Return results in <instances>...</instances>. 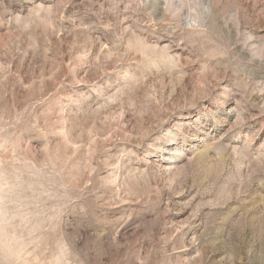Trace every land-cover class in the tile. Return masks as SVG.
Masks as SVG:
<instances>
[{"label": "rangeland", "instance_id": "1", "mask_svg": "<svg viewBox=\"0 0 264 264\" xmlns=\"http://www.w3.org/2000/svg\"><path fill=\"white\" fill-rule=\"evenodd\" d=\"M0 264H264V0H0Z\"/></svg>", "mask_w": 264, "mask_h": 264}]
</instances>
